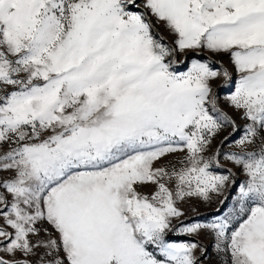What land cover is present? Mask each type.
<instances>
[{
  "label": "snow or ice",
  "instance_id": "1",
  "mask_svg": "<svg viewBox=\"0 0 264 264\" xmlns=\"http://www.w3.org/2000/svg\"><path fill=\"white\" fill-rule=\"evenodd\" d=\"M205 239L264 264V0H0V264H203Z\"/></svg>",
  "mask_w": 264,
  "mask_h": 264
},
{
  "label": "rangeland",
  "instance_id": "2",
  "mask_svg": "<svg viewBox=\"0 0 264 264\" xmlns=\"http://www.w3.org/2000/svg\"><path fill=\"white\" fill-rule=\"evenodd\" d=\"M163 31V30H162ZM165 35H167V33H164ZM192 54H190L191 56ZM181 60L183 59V57L180 58ZM213 59H217L219 60L221 63H223L224 66L228 67V69L233 73V78H235L236 73H235V69L234 66L229 62V58L227 56H222V57H213ZM219 65H214V67H218ZM180 70H186L187 67V63H182L180 66ZM216 84H222L221 80H218L215 82ZM231 86L225 88V87H221L218 89L221 100L224 99V97L227 95L228 91H230ZM201 212L206 211L204 208L200 209ZM179 239H188L187 237H180ZM204 243L208 245V254H209V259L204 260L203 264H215V257L212 254V247H211V243L210 241H208L207 239L204 240Z\"/></svg>",
  "mask_w": 264,
  "mask_h": 264
}]
</instances>
